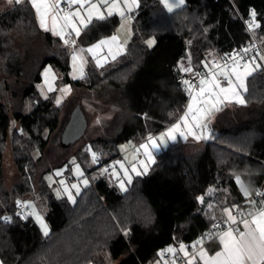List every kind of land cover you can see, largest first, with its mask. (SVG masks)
Masks as SVG:
<instances>
[{"label":"trees","instance_id":"1","mask_svg":"<svg viewBox=\"0 0 264 264\" xmlns=\"http://www.w3.org/2000/svg\"><path fill=\"white\" fill-rule=\"evenodd\" d=\"M248 7L256 13L260 26L255 33L264 51V0H185L172 13L159 0H139L124 53L111 66L89 64L78 79L69 75L71 47L39 27L30 4L1 10L3 264H154L178 241L191 243L215 220L225 221L224 207L235 203L245 211L247 198L235 177L242 179L251 195L264 189V70L247 78L246 104L232 103L216 113L208 139L169 143L148 171L133 175L124 190L106 176L97 177L81 188L74 203L66 196L56 197L44 179L50 170L40 164L47 133L57 127L62 103L54 105L51 98H42L37 84L41 70L50 64L74 90L110 93L121 110L118 131L112 138L92 141L95 150L105 155L103 162H110L120 156L121 144L141 142L180 116L189 95L181 87L177 63L204 69L210 52L222 54L243 45L249 35L239 14L247 17ZM118 22L116 15L93 19L81 29L77 42L89 45L109 36ZM150 37L155 40L151 48L145 43ZM7 143L16 167L12 182L3 172ZM87 159L86 152L78 160ZM210 187L216 190L213 198L207 196ZM34 193L46 200L47 236L31 216L21 222L15 215V202ZM209 200H213L210 208ZM4 217L11 219L6 222ZM214 241L206 245L211 247Z\"/></svg>","mask_w":264,"mask_h":264},{"label":"snow or ice","instance_id":"2","mask_svg":"<svg viewBox=\"0 0 264 264\" xmlns=\"http://www.w3.org/2000/svg\"><path fill=\"white\" fill-rule=\"evenodd\" d=\"M8 6H20L22 4H30L31 8L35 10L36 17L40 28L44 31H52L53 35L59 36L65 45L71 43L75 46L76 41L66 38L67 35L75 33L76 37L81 34L82 28H87L89 24L92 23L93 19L105 20L107 17H111L114 14L118 15L123 23H121V30L125 28V24L130 23L132 17L128 15L135 8L139 7V0H64L67 4L69 11L64 12L61 16L60 13L63 11L60 4L61 0H5ZM162 7L168 12L172 13L174 9L180 8L184 4V0H159ZM78 5V7L72 11V6ZM103 9V10H102ZM252 19L246 21L248 28L255 29L260 25L256 23L255 11L250 13ZM51 19L52 27L48 26V21ZM62 20L64 23L60 25L59 30H57L58 21ZM124 43H127L125 41ZM149 48L153 47L155 44L154 39H148L145 41ZM113 45H115L116 50L113 51ZM105 47L108 49V53L104 57H99V52H101ZM251 50V47L241 49L240 52H233L228 60L231 63L225 62L224 65L213 61L212 66L208 68L205 73L196 72L194 75L199 76V85L192 84L189 80H184L183 83L188 86V91L190 94V103L187 105L186 111L182 116L179 117L177 122L169 127L165 132L161 133L159 137H153L149 135L147 137V143H143L139 148L135 149L139 153L140 149L144 150V155L149 161H152L151 149H156L160 144H166L167 140H175L176 134L179 133L181 137L185 140L188 136H192L195 140L208 139L209 137L204 135V130L207 129L206 118L211 115L213 111H220V106L225 102L236 103L238 105L246 104V100L242 93L247 92L246 80L248 77L252 76L255 72L264 70V64L257 63L256 58L252 57L250 59H244L247 53ZM124 51V47L119 43L118 35L114 34L107 39H101L97 43L93 44L88 48H80L79 51H74L72 53L73 67L75 69L76 62L80 61V78H83V64L84 59L81 53H89L96 62L98 67H103V64L107 62L108 57L115 60L117 55H120ZM260 60L264 61V55L260 56ZM205 67H208L205 64ZM180 70L185 72H193L191 66L185 68L182 64L180 65ZM50 69H46L44 72L45 83L48 84V91H54L52 85L48 82V75ZM226 82L221 83V79ZM193 89H196L195 94H192ZM62 92H68L70 89H61ZM60 99H57L56 103L59 104ZM159 141V143H158ZM123 150V149H122ZM92 162H97V156L95 153L92 154ZM74 163V161H73ZM120 163V162H117ZM139 164L143 167L144 172H147V164L144 161H139ZM120 167L124 170V176L127 183H131L132 177L129 175L128 169L124 168L121 163ZM76 171L79 173V165L76 166ZM103 171H108L105 168ZM131 171L137 176L142 173L138 171L137 166L134 164ZM56 175H61V171H57ZM82 175V173H80ZM238 184H241V178L236 177ZM61 184L64 182L61 181ZM87 184V180L84 181ZM125 181L122 180L120 187L124 189ZM71 188L76 189L77 194L79 193V187L76 184H72ZM64 192L67 193L68 199L75 202L71 191L68 187H64ZM59 195V193H57ZM243 195L247 198L249 196L248 192H244ZM264 195L257 192V196ZM203 202V197L198 198ZM250 205H253V209L250 211L240 210V206L233 203L230 207H224L223 212L226 216L224 223L228 227L221 230L219 233L215 234V238L219 240L220 250L216 251L214 254L209 255L207 250L203 248V239L197 240L191 247L195 249L197 245H200V250L189 257L186 264H197V260L201 261L202 264H264V199L259 201V206L257 201L249 200ZM18 207H30L29 202L17 201ZM211 207V205L209 206ZM239 215V222L237 220V214ZM20 215V213H17ZM36 221L39 223L43 234L48 235V226L44 223L43 219L36 214ZM22 218H27L22 217ZM6 222L10 221V217L3 218ZM242 225L243 230L239 226L232 227L233 225ZM214 228H219V224H214ZM209 239L213 238L212 233L205 234ZM180 252L184 253L187 257L188 251L184 244L180 245ZM167 252L174 253L175 249L169 247ZM0 264H3L0 261Z\"/></svg>","mask_w":264,"mask_h":264},{"label":"rangeland","instance_id":"3","mask_svg":"<svg viewBox=\"0 0 264 264\" xmlns=\"http://www.w3.org/2000/svg\"><path fill=\"white\" fill-rule=\"evenodd\" d=\"M77 7L78 5H73L71 10L74 11ZM60 15L63 16L64 12L61 11ZM116 16L119 18L118 24L120 22L121 23L124 22L121 20V18L118 15ZM58 22L60 25L64 23L62 20ZM66 31H70V30H66ZM73 34L75 36L74 40L76 41V43H75V46L71 45L70 47L72 48L79 47L78 46L79 44L76 40L77 37L75 33ZM149 39H153V38L150 37ZM259 61L256 60L257 63H260ZM53 71H54V76H55L54 77L55 82L53 80V77H50V78L47 77V79H48V82H50V84L53 86L54 91L52 92L53 94L47 95L48 97L44 99L51 98L53 101V98H54L53 96L55 95L58 96L57 98L61 97L60 100L62 99V96L64 97L65 95V99L63 100L61 107L59 108L60 110L58 112L57 127L52 132L47 133L48 144L46 146V150L44 153L45 156L43 158V162L40 163L41 167L50 168V170L44 175V179L46 183L50 186L53 194L56 197L66 196L68 198L67 193L64 192V187H68L74 199L77 195V192H76V189L71 188L72 184H76L79 187V191H80L82 187L90 184L92 181L95 180V178L100 177V176H106L108 180H111L121 190L126 189L128 183L124 176V170L120 167V164L122 163L124 165V168L128 169L129 175H131L132 177L135 173L131 171L132 166L130 165V162L127 159L126 160L124 159L123 161V159L115 158L111 160L110 162H108L107 167H105V165L103 166L104 162L102 161L103 156L105 155L103 154L101 149L95 150L94 146L92 145L93 143L92 141H94L97 138L109 139V138H112L117 133L118 128H119V121L121 117L120 116L121 110L116 106V104L112 102L113 99L111 98L110 93L106 91V89L105 91L101 90L100 92H97V91L86 89V88H76L73 92L71 91L62 92L61 89H64V87H67L68 85H66V83L61 80L62 74L57 69H53ZM192 94L194 95L195 91ZM188 100H189L188 101V104H189L190 96ZM76 101L81 105V108L83 109L86 115L87 127L85 130V133L79 139H77L71 146H69L68 148H62L59 144V133L61 132L63 125L68 119L67 117L69 116V111L71 110L72 107H74ZM225 104L229 105L231 103L225 102L224 105ZM25 110H28V108H26ZM185 111L186 110H184V112ZM216 113L217 111H213L211 115L208 116L205 120V122L207 123V129L204 130V135L208 137L210 135V131L212 130V126H213L212 123L214 121ZM189 138L190 139H188L187 142H191L192 140H194L192 139V137H189ZM202 140H206V139H202ZM128 143H130L132 147L134 146L132 142H128ZM6 146L7 147L3 154V172H4V177L6 181L12 182V180L14 179L16 175V167L13 161L12 153L10 151V145L8 144ZM127 147H128L127 143H123L120 145L121 150L122 149L126 150ZM133 148H136V145ZM84 152L85 153L87 152L88 159L85 160L84 162H81L78 159H82V156L85 154ZM93 153H95L96 156L100 155L99 159L97 157L96 163L92 162ZM34 154L35 156H37L38 152L35 151ZM45 157L49 159V162L45 160L47 159ZM117 162H120V163H117ZM77 165H79V169H80L79 173L76 171ZM90 167L93 169L88 174L86 172V169H89ZM105 168H107L108 171L106 172L103 171ZM57 171H61L62 174L59 176L56 175L55 173ZM80 173H82V175ZM236 177H235V180H236ZM85 180H87V184L84 183ZM122 180L125 181L124 189L120 187V183ZM61 181H63L64 183L61 184L60 183ZM238 186L240 190L242 191V193H244L245 191L248 192L249 196L247 197V199L252 200V195L250 194L244 182L242 181V183L238 184ZM214 191H216L214 187H210L208 189L207 191L208 198H213L212 192ZM57 193H59V195ZM26 197L27 198L23 199V201L30 203L31 206L28 207L29 213L31 212V216L33 220L35 221V223L37 224V226L41 229L39 223L36 221L35 215H32L33 212L38 214L43 219L44 223L48 226L47 221L45 219V212H46L45 198L37 193L28 195ZM212 201L209 200L207 202L208 207L213 204Z\"/></svg>","mask_w":264,"mask_h":264},{"label":"crops","instance_id":"4","mask_svg":"<svg viewBox=\"0 0 264 264\" xmlns=\"http://www.w3.org/2000/svg\"><path fill=\"white\" fill-rule=\"evenodd\" d=\"M63 0H61V2H62ZM5 7H8V5L6 4V2H5V0H0V12H1V10L3 9V8H5ZM61 7V6H60ZM62 8V7H61ZM136 9V8H135ZM135 9L131 12V13H129L128 15H130L131 17H132V19H131V21H130V23H127V24H125V28L123 29V30H121V28H120V26H121V22L119 23V24H117V26L115 27V30H114V32L111 34V35H109V36H106V37H103V38H100L99 40H101V39H107V38H109V37H111L112 35H114V34H116V35H118V37H119V43L120 44H122L123 45V47H124V51H125V48L127 47V45H128V43L130 42V40H131V36H132V20H133V17H134V11H135ZM34 12H35V10H34ZM63 12H65L64 10H63ZM35 16H36V13H35ZM95 19V18H94ZM36 20H37V17H36ZM37 23H38V20H37ZM123 23V22H122ZM38 25H39V23H38ZM48 26H49V28L51 29V27H52V22H51V19H49V21H48ZM40 27V26H39ZM59 28H60V24H59V22H58V24H57V30H59ZM42 29V28H41ZM43 30V29H42ZM50 33H52V31H49ZM65 32L66 33H68V31H66L65 30ZM53 34V33H52ZM71 35L73 36V38H75V36H74V34L73 33H71ZM54 36H57V35H54ZM61 41H62V39L59 37V36H57ZM76 40H77V38H76ZM99 40H97V41H95L94 43H91V44H89V45H80L79 43V47H71V53H70V57H69V75H70V77L72 78V79H78V78H80V71H79V68H80V61L78 60L77 62H76V67H75V69H74V67H73V61H72V53L74 52V51H79V49L80 48H88V47H90V46H92L93 44H95V43H97ZM125 41H127V43H124ZM116 50V47H115V45H113V51H115ZM124 51L121 53V54H123L124 53ZM107 53H108V49H107V47H105L101 52H99V57H104V56H106L107 55ZM120 54V55H121ZM81 55H82V57H83V59H84V64H83V73H84V70H85V68L90 64V65H94L95 67H97V68H103V67H105V66H108V65H113L114 63H116L117 62V60H118V58L120 57V55H117L116 56V59L115 60H113V59H111V57L109 56L108 57V60H107V62H105L104 64H103V67H98L97 65H96V62H95V59L89 54V53H87V52H84V53H81ZM208 65V64H207ZM210 66L208 65V67H206L207 69L209 68ZM46 69H50L51 71L49 72V75H48V78H50V77H53V80H54V82H55V76H54V71H53V69H55L53 66H51L50 64H47V65H45L44 67H43V69L41 70V73H40V75H41V81L37 84V90H38V92H39V94H40V96L41 97H43V98H46V97H48L47 95H51V94H53L52 92L53 91H48V84L47 85H45L46 83H45V76H44V72H45V70ZM221 79V78H220ZM50 83V82H49ZM221 83L222 84H225L226 82H224V81H222L221 80ZM66 85H68L67 87H64V88H68V89H70V91L71 92H73L74 91V89H73V87L70 85V84H66ZM53 87V86H52ZM54 89V88H53ZM43 91V92H42ZM243 94V93H242ZM68 96V95H67ZM54 98H53V104L54 105H60L62 102H63V100L65 99V95H64V97L62 96V99H61V102L59 103V104H57L56 103V99H60V98H57L58 96H53ZM54 100H55V102H54ZM189 101V100H188ZM188 101L186 102V105H185V107H184V109H183V111H182V113L180 114V116H182L183 114H184V110H186V106H187V104H188ZM232 104V103H231ZM227 104H223V105H221L220 106V108H222V107H224V106H226ZM230 105V104H229ZM218 112V111H217ZM179 116V117H180ZM179 117L172 123V124H170V125H168V126H166V127H164L163 129H161L160 131H158V132H156V133H154V134H148L141 142H138V143H135V142H132L133 144H134V146L136 145V148H133L132 147V145H130V143H127L128 144V147L126 148V150H123V152H122V150H120L121 152H120V157H118L119 159H123V161H124V159L126 160H128L129 162H130V165L131 166H133L134 164L137 166V169H138V171H140L142 174H144V173H146V172H144V169H143V167L139 164V161H144L146 164H147V171H148V169H149V167H150V165L152 164V162L154 161V159H155V156H156V154H158L160 151H162L169 143H172V142H175V141H178V140H181V141H184V142H187L188 141V139H190L189 137H192V136H188V138L185 140L183 137H181L180 135H179V133H177L176 134V139L175 140H167V138H166V144H160V146L158 147V148H156V149H151L150 148V151H151V153H152V161H149L148 160V158L144 155V150L143 149H140V151H139V153H137L136 151H135V149H137V148H139V146L141 145V144H143V143H147V137L149 136V135H151V136H153V137H159L160 136V134L161 133H163V132H165L169 127H171L173 124H175L176 122H177V120L179 119ZM192 139H193V137H192ZM202 140V139H201ZM201 140H192L191 142H198V141H201ZM158 143H159V141H158ZM134 175H136V174H134ZM248 199L246 200V204L249 206V207H251V208H253L254 206L253 205H250L249 203H248ZM259 206V204L257 203V205L255 206V207H258ZM31 211V210H30ZM238 215V214H237ZM29 216H31V212L29 213ZM31 218H32V216H31ZM33 219V218H32ZM239 219H240V217H239V215L237 216V220H238V222H239ZM223 223H224V221H223ZM224 227L221 229V230H224V229H226L227 227H228V225H226L225 223H224ZM237 226H239L240 228H241V230H243V226L242 225H233L232 227H237ZM220 230V231H221ZM219 231V232H220ZM218 232V233H219ZM214 243L211 245V247H209V246H207L206 245V243L205 242H203V248L205 249V250H207V252L209 253V255H212V254H214L216 251H219L220 250V244H219V240L218 239H216V238H214ZM197 240H194V241H192L191 243H190V246L189 247H187V251H188V256L186 257L185 255H184V253H182V252H180V250H179V248H180V245H175V246H173L172 248H174L175 249V252L174 253H172V255H173V257H172V259H171V261H169V262H167V261H165L163 258L161 259V261H158V262H155L154 264H186V261H187V259L189 258V257H191L192 255H194L195 253H198L199 252V250H200V245H197V247L195 248V249H193L192 247H191V245H193L195 242H196ZM211 248H212V250H211ZM162 253V252H161ZM88 264H92V263H88ZM197 264H202V262L201 261H199V260H197Z\"/></svg>","mask_w":264,"mask_h":264},{"label":"built area","instance_id":"5","mask_svg":"<svg viewBox=\"0 0 264 264\" xmlns=\"http://www.w3.org/2000/svg\"><path fill=\"white\" fill-rule=\"evenodd\" d=\"M61 7L64 11H69V8L67 6V4L64 2V0L61 2ZM253 11V9L251 7H248V16L247 17H244L243 15L239 14V16L241 17L242 21H243V24L248 32V39L244 42L243 45H241L240 47L238 48H234L233 50L231 51H228V52H224L222 54H219V53H216V52H210L208 58H207V64L211 67L212 66V62L215 61L217 63H219L220 65H224L225 62L227 61V63H231V60H228V57L233 53V52H240L241 49H244V48H249L251 47V50L247 53V56L244 57V59H250L252 57H255L256 59L259 58L261 55H264V51L262 49V46H261V43L258 39V37L256 36V33H255V30L258 28H255V29H249L247 24H246V21H250L252 19V17L250 16V13ZM256 21V20H255ZM256 23L258 24V22L256 21ZM66 38L69 39V41L71 40H74L73 36L72 35H67L66 33ZM64 42V41H63ZM72 44L69 43L67 46H71ZM183 65L185 68L191 66L192 69H193V72H185V71H181L180 70V65ZM177 67H178V70L179 72L181 73L182 75V82H181V87L182 89L190 96L189 94V91H188V86L185 85L183 83L184 80H189L192 84L194 85H199V79L200 77L199 76H196L194 75V73L196 72H199V73H205L208 71L207 68H204V69H195L191 64H187L185 62H178L177 63ZM209 67V68H210ZM221 80L223 81V78H221ZM196 91V89H193L192 93ZM98 158L100 157V155L97 156ZM105 165V167H107V163H104L103 166ZM260 192L262 194H264V189H259V190H256L254 192V194L252 195V200H255L257 201V203L259 204V201L261 199H264V195H261V196H257V192ZM17 201H21V202H24L23 200H17ZM17 201L15 202V215L17 216V218L21 221V222H25L28 220V217H29V209L28 207H18L17 206ZM253 208L251 207H247L245 208V212L247 211H250L252 210ZM17 213H20V215H17ZM234 214H237L235 211H234ZM27 217L26 219L25 218H22V217ZM238 216V215H237ZM214 224H219L220 227L219 228H214L213 225ZM212 227L209 229V230H206V231H203L201 233H199L196 237V240H199V239H203V242L207 243L208 241L212 240L215 238V234H217L225 225L223 223V221H221L220 219H217L214 221ZM208 233H212L213 234V238L212 239H209L205 234H208ZM181 244H184L186 247H189L190 246V243H186V242H183V241H178L177 242V245H181ZM173 255L172 253L170 252H167V251H164L162 252V258L169 262L171 261Z\"/></svg>","mask_w":264,"mask_h":264},{"label":"water","instance_id":"6","mask_svg":"<svg viewBox=\"0 0 264 264\" xmlns=\"http://www.w3.org/2000/svg\"><path fill=\"white\" fill-rule=\"evenodd\" d=\"M87 118L79 103L75 104L69 113L63 129L60 132L59 143L62 148H68L79 139L86 130Z\"/></svg>","mask_w":264,"mask_h":264},{"label":"bare ground","instance_id":"7","mask_svg":"<svg viewBox=\"0 0 264 264\" xmlns=\"http://www.w3.org/2000/svg\"><path fill=\"white\" fill-rule=\"evenodd\" d=\"M242 15H243V14H242ZM99 158H100V157H99ZM99 158H98V159H99ZM102 161H103V160H102ZM102 163H103V162H102ZM104 163H105V162H104ZM107 163H108V162H107ZM248 203H249V202H248ZM248 207H249V206H248Z\"/></svg>","mask_w":264,"mask_h":264}]
</instances>
